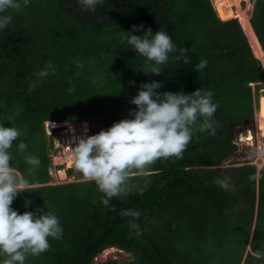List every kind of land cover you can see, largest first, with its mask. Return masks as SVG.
Wrapping results in <instances>:
<instances>
[{"label":"trees","instance_id":"obj_1","mask_svg":"<svg viewBox=\"0 0 264 264\" xmlns=\"http://www.w3.org/2000/svg\"><path fill=\"white\" fill-rule=\"evenodd\" d=\"M10 13L0 32V123L20 129L10 151L17 174L28 180L11 207L54 212L63 228L25 264H264V163L257 169L232 158L240 130L253 128L264 65L237 18L221 19L211 0H104L94 13L78 0H30ZM249 23L264 55V0L253 1ZM133 24L164 30L176 44V59L159 74L144 72L150 62L122 41ZM201 59L207 64L198 69ZM49 64L55 71L38 77ZM152 80L161 82L158 92L210 90L214 131L198 118L182 157L131 170L130 190L108 206L94 181L49 184L52 142L44 123L98 118L92 132L106 130L130 118L131 98ZM29 155L38 166L27 164ZM225 176L228 189L216 183ZM108 248L128 257L95 263Z\"/></svg>","mask_w":264,"mask_h":264},{"label":"clouds","instance_id":"obj_2","mask_svg":"<svg viewBox=\"0 0 264 264\" xmlns=\"http://www.w3.org/2000/svg\"><path fill=\"white\" fill-rule=\"evenodd\" d=\"M29 2L30 0H0V32L13 19L10 10L19 12ZM78 3L85 10L94 13L104 0H78ZM141 30V35L134 34ZM124 33L126 35L122 37V41L146 58V62H150L146 63L147 71L144 72L159 74L170 58L176 59L175 56L170 57L176 51V44L168 32H153L142 24H133L131 31ZM180 52L184 62L188 63L187 49H181ZM206 64L207 61L201 59L196 68L202 69ZM49 70L55 71L54 66L49 64L37 76H47ZM160 87L161 82L156 80L141 83L130 101L135 105L134 109H129L130 118L120 119L106 130L78 139L75 146L70 147L74 167L80 171L76 175L82 174L85 179L95 182L104 194L102 203L106 206L110 204L112 197L126 195L130 190L128 179L131 170L142 173L147 165L159 158L182 157L191 140V125L198 118H203V129L214 131L211 118L217 105L213 102L210 90L197 88L191 93L156 91ZM20 135L17 127H6L0 123V264H25L28 255H39L50 247L49 237L60 239L63 234L60 220L54 212H18L11 207L13 199L18 193L26 191L28 184L25 177L17 174L18 169L12 163L13 153L10 151L13 142H17ZM26 147L22 141L17 144L20 152ZM25 160L33 167L40 163L35 155L26 156ZM216 183L228 189L231 178L218 177ZM54 184L61 183L51 185ZM27 203L26 201L25 206Z\"/></svg>","mask_w":264,"mask_h":264},{"label":"built area","instance_id":"obj_3","mask_svg":"<svg viewBox=\"0 0 264 264\" xmlns=\"http://www.w3.org/2000/svg\"><path fill=\"white\" fill-rule=\"evenodd\" d=\"M44 128L47 137H49L52 142V149L49 154L51 162L55 157L61 159L60 163L54 165L51 163L48 168L49 175H51L54 180L57 179V183H67L64 181L75 178L74 174L68 176L67 171L69 169H73L74 172L80 173V171L74 167L70 147H74L78 139L94 134L92 132V127L86 120L80 122L49 120L44 123ZM238 140L239 144L245 143L249 147H255L256 151L261 154L259 158L264 160V143L257 141L256 145H254L253 135L250 130L247 129L245 135L240 134Z\"/></svg>","mask_w":264,"mask_h":264},{"label":"rangeland","instance_id":"obj_4","mask_svg":"<svg viewBox=\"0 0 264 264\" xmlns=\"http://www.w3.org/2000/svg\"><path fill=\"white\" fill-rule=\"evenodd\" d=\"M253 1L254 0H240V2H239V5H240L241 9H243V10L246 9L245 13L248 14L249 16H250V13L252 11ZM211 2H212V0H211ZM212 4H213V2H212ZM232 8H233V10H235V7H232ZM260 92H261L260 93V96H261V94L264 93V82L262 83V89L260 90ZM260 96H259V98H260ZM258 110H259V100H258L257 106L253 108V128L248 129V130L251 131V133L253 135L254 145H256L257 141H260V142L264 143V137L260 136V134L258 132V129H257V125H256V115H257ZM89 123L92 124V127H96V126L101 124V121L98 118H93L91 121L89 120ZM246 130L247 129H244V130L242 129L238 133V135H237V137L235 139V143H236V145L238 147V151L232 158L238 164L244 163L247 160H251V164H254L256 166V168L259 169L263 165L262 163H264V160L259 158V157H261V154L256 151L255 147H251V146L249 147L245 143L239 144L238 136L240 134H244L245 135L246 134ZM60 162H61V159L58 158V157H55L54 159H52L51 163H52V165H54V164H57V163H60ZM76 174H77V172H75L74 175H76ZM75 180H77V179L76 178H74V179L70 178L69 181H64V180L63 181L64 182H73ZM81 180L83 181V180H87V179H85L83 177V175L81 174L80 179L78 181H81ZM51 181L52 182H50V184L57 183V179L56 180H52V178H51ZM59 181H62V180H59ZM126 257H128L127 253L115 249V250H113L111 252H106V253L99 254L95 258L94 262L95 263H99V262H102V261L106 260L107 258H112V259H115V260H124Z\"/></svg>","mask_w":264,"mask_h":264},{"label":"bare ground","instance_id":"obj_5","mask_svg":"<svg viewBox=\"0 0 264 264\" xmlns=\"http://www.w3.org/2000/svg\"><path fill=\"white\" fill-rule=\"evenodd\" d=\"M212 2L217 15L221 19L227 20L230 18H237V20H239L240 26L248 39L253 54L262 62L264 57L263 51L249 23V15L245 13L246 9H241L239 5L240 0H212ZM232 7H235V10H233ZM256 125L260 136L264 137V93L261 94L259 98ZM113 250H115V248H108L102 253L111 252Z\"/></svg>","mask_w":264,"mask_h":264},{"label":"water","instance_id":"obj_6","mask_svg":"<svg viewBox=\"0 0 264 264\" xmlns=\"http://www.w3.org/2000/svg\"><path fill=\"white\" fill-rule=\"evenodd\" d=\"M262 64L264 65V61L262 60Z\"/></svg>","mask_w":264,"mask_h":264},{"label":"crops","instance_id":"obj_7","mask_svg":"<svg viewBox=\"0 0 264 264\" xmlns=\"http://www.w3.org/2000/svg\"><path fill=\"white\" fill-rule=\"evenodd\" d=\"M116 249V248H115ZM118 250V249H117Z\"/></svg>","mask_w":264,"mask_h":264}]
</instances>
